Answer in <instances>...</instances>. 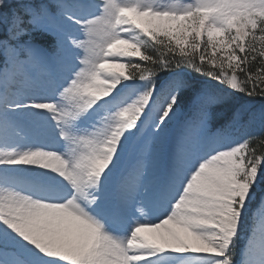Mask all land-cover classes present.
<instances>
[{"label": "snow or ice", "instance_id": "6c2138e0", "mask_svg": "<svg viewBox=\"0 0 264 264\" xmlns=\"http://www.w3.org/2000/svg\"><path fill=\"white\" fill-rule=\"evenodd\" d=\"M131 80L147 86L125 104ZM235 94L264 99V0H0V145L34 109L65 142L0 150V264H264V139L243 131L250 103L211 131L213 108ZM104 105L93 131L70 130ZM13 166L61 186L26 191Z\"/></svg>", "mask_w": 264, "mask_h": 264}, {"label": "rangeland", "instance_id": "374dc122", "mask_svg": "<svg viewBox=\"0 0 264 264\" xmlns=\"http://www.w3.org/2000/svg\"><path fill=\"white\" fill-rule=\"evenodd\" d=\"M94 2L95 0H85V3L88 5H92ZM167 2L180 3L187 2V0H167ZM92 10L93 9L91 7H86L83 11L85 14H87ZM81 38L86 39V34L82 35ZM146 86V81H124L118 89V92L120 98L125 104L131 103ZM114 95L116 94L114 93ZM188 99V94H185L186 103ZM108 107L109 105H104L103 107L91 110L87 114L80 116L78 119L71 121L69 124L70 130L73 133L81 135L93 131L96 125L99 123V117L104 114ZM20 118L26 123L27 127L22 128L12 141L5 142L4 144L0 145V150H7L13 147L27 148L29 146L55 148L57 151L64 150L65 142L63 139L58 138L56 122L52 119L50 113L41 114V110L34 109L30 113H21ZM216 130V128L211 126L212 132H215ZM29 135L36 136L39 139H34V137L32 138ZM7 170L14 172L21 177L24 190L34 191L37 194H47L51 191L59 190L61 181L63 180V178L59 177L56 173L42 168H34L30 166H13ZM253 206H255V203ZM189 259L195 261L200 259V257H189Z\"/></svg>", "mask_w": 264, "mask_h": 264}, {"label": "trees", "instance_id": "16d2710c", "mask_svg": "<svg viewBox=\"0 0 264 264\" xmlns=\"http://www.w3.org/2000/svg\"><path fill=\"white\" fill-rule=\"evenodd\" d=\"M168 75L169 73L162 72L158 80L163 79ZM184 75L186 76V78L193 80V82L197 85H200L201 83H203V81H205V78L200 77L198 74L193 73L187 69L184 70ZM187 93L189 92L186 91V94ZM188 96L190 98V94ZM243 103H250L251 107H261V105L264 104V99H261L259 97L256 98L245 97L242 94H235L230 100L226 101L224 104H220L216 109L213 110L215 113L213 122L214 123L221 122L230 115L231 111H234L235 108L239 107ZM258 133H260V131ZM255 138L258 141L260 139H264V137H261L259 135H256Z\"/></svg>", "mask_w": 264, "mask_h": 264}]
</instances>
